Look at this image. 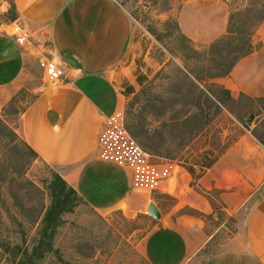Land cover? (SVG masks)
<instances>
[{
	"label": "rangeland",
	"instance_id": "374dc122",
	"mask_svg": "<svg viewBox=\"0 0 264 264\" xmlns=\"http://www.w3.org/2000/svg\"><path fill=\"white\" fill-rule=\"evenodd\" d=\"M117 1L134 25L128 50L112 75L124 100L118 112L154 163L176 164L196 184L240 135H257L264 142V97L232 96L219 84L223 77H212L233 64L240 56L238 44H247L251 34L253 52H264V20L257 23L264 0ZM14 7V0H0V60L21 57L14 82L0 87V238L14 245L24 240L31 247L37 221L50 205L48 187L58 172L26 144L23 115L41 91L54 83L45 79L41 67L51 55L37 54L50 41L29 37L22 46L14 25L26 30L19 19L10 20ZM261 196L264 186L230 216L219 193L213 191L210 198L217 217L188 209L178 214L223 226L212 250L216 252L227 244H243L246 221ZM157 201L173 206L172 198ZM145 216L121 209L99 213L81 203L64 215L65 225L54 244L58 253L49 254L40 264H149L142 243L159 220ZM0 264H14L1 248Z\"/></svg>",
	"mask_w": 264,
	"mask_h": 264
},
{
	"label": "crops",
	"instance_id": "0c3cea01",
	"mask_svg": "<svg viewBox=\"0 0 264 264\" xmlns=\"http://www.w3.org/2000/svg\"><path fill=\"white\" fill-rule=\"evenodd\" d=\"M14 5L30 37L51 43L37 54L51 55L65 69L62 80L41 91L23 115L24 140L38 158L99 213L121 209L145 216L154 203L161 218L142 243L149 264H264V196L250 211L243 244L216 252L223 226L178 214L188 209L217 217L213 191L230 216L242 209L264 186V147L242 134L196 184L179 166L160 191L139 195L131 173L102 160L99 149L106 120L124 103L112 75L131 41L129 13L117 0H14ZM20 61L18 55L0 60V87L14 82ZM219 84L232 96L264 97V52L242 58ZM161 198H172L173 206L164 207Z\"/></svg>",
	"mask_w": 264,
	"mask_h": 264
},
{
	"label": "built area",
	"instance_id": "2783aa9c",
	"mask_svg": "<svg viewBox=\"0 0 264 264\" xmlns=\"http://www.w3.org/2000/svg\"><path fill=\"white\" fill-rule=\"evenodd\" d=\"M14 35L23 46L29 41L26 31L14 25ZM45 79L59 83L65 75V69L55 60L44 59L41 62ZM101 159L115 164L131 173L136 191L149 194L161 190L164 182L175 176L179 166L171 162L156 164L150 154L131 135L121 112L110 116L99 138Z\"/></svg>",
	"mask_w": 264,
	"mask_h": 264
},
{
	"label": "trees",
	"instance_id": "16d2710c",
	"mask_svg": "<svg viewBox=\"0 0 264 264\" xmlns=\"http://www.w3.org/2000/svg\"><path fill=\"white\" fill-rule=\"evenodd\" d=\"M17 19H19V16L16 11V7H14L10 20L15 22ZM263 20L264 10L261 11V16H259L257 23H262ZM252 37L253 34L250 35L248 43H245L246 45L244 44L241 46V44H238L236 49L240 52V56L238 55L235 58L233 64L222 74L212 77H224L229 75L238 61L252 54ZM230 39L237 42V38ZM262 99L264 100V98ZM254 136L257 141L264 146V142L257 135ZM31 151L38 156L32 149ZM48 189L50 205L47 208H44V212L42 214L43 217L41 216V219L37 221L39 226L34 244L31 247L27 246L25 243L26 241L23 240V244L14 245L10 240L0 238L1 250L5 255L12 259L14 264H40L49 254L58 253L54 244L59 230L65 225L64 215L73 213L81 203H85L92 208L58 173H54Z\"/></svg>",
	"mask_w": 264,
	"mask_h": 264
},
{
	"label": "water",
	"instance_id": "95a60500",
	"mask_svg": "<svg viewBox=\"0 0 264 264\" xmlns=\"http://www.w3.org/2000/svg\"><path fill=\"white\" fill-rule=\"evenodd\" d=\"M252 119V118H251ZM148 215L151 216L152 218L159 220L161 218V214L159 209L154 203H151L148 208Z\"/></svg>",
	"mask_w": 264,
	"mask_h": 264
}]
</instances>
